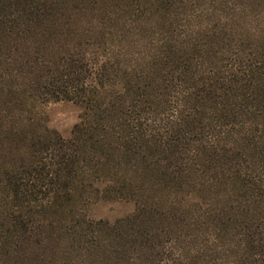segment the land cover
Wrapping results in <instances>:
<instances>
[{
    "label": "trees",
    "instance_id": "1",
    "mask_svg": "<svg viewBox=\"0 0 264 264\" xmlns=\"http://www.w3.org/2000/svg\"><path fill=\"white\" fill-rule=\"evenodd\" d=\"M3 93L0 133L50 102L82 114L0 168V264H264V0H0ZM78 185L135 208L83 199L58 227L44 214Z\"/></svg>",
    "mask_w": 264,
    "mask_h": 264
},
{
    "label": "rangeland",
    "instance_id": "2",
    "mask_svg": "<svg viewBox=\"0 0 264 264\" xmlns=\"http://www.w3.org/2000/svg\"><path fill=\"white\" fill-rule=\"evenodd\" d=\"M94 14L95 12L90 10L84 14L76 13L73 23L76 25L86 23ZM9 99V95L4 93L0 95V106L7 104ZM34 112L21 114L17 119L9 121L5 131L0 133V168H13L20 162L28 160L29 140L26 139V135L32 132H58L64 138L71 137L73 128L81 120L82 108L73 102L60 101L39 106ZM29 117H31V120H29ZM88 184L86 183V185ZM93 184L100 188L104 185L102 183ZM131 184L136 187H147L151 190L150 193L154 195L158 192L155 183L151 181L144 182L141 178L134 177ZM93 189V187L87 186L84 188L83 185H80L71 199H63L56 206L48 208L44 216L55 221V224L59 227L70 218L73 211L83 207V199L88 201L86 213L92 219L114 221L135 208L134 202L107 200L101 194H97L96 191L93 193ZM52 232L53 234H51ZM52 232L49 234L46 232L49 237H53L49 241L50 248L46 247L47 257H50L53 253H57L55 254L57 256L58 252H61L64 248L62 242L57 238L59 231L54 230ZM39 252L40 250L35 248L28 255L13 252L6 256L3 264H26L30 261H38L34 258H37Z\"/></svg>",
    "mask_w": 264,
    "mask_h": 264
}]
</instances>
